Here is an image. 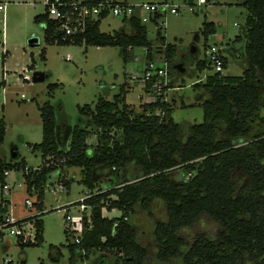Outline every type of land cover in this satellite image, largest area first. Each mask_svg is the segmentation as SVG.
<instances>
[{
  "label": "trees",
  "instance_id": "trees-1",
  "mask_svg": "<svg viewBox=\"0 0 264 264\" xmlns=\"http://www.w3.org/2000/svg\"><path fill=\"white\" fill-rule=\"evenodd\" d=\"M243 7L248 12L246 31L236 41L247 42L244 74L214 73L196 85L206 92L200 104L203 123L183 128L175 122L172 104L164 96L137 113L126 103L128 84L112 101L101 97L95 106H79L78 124L73 128L68 116L58 118L55 106L48 102L40 107L43 142L32 147L42 154V165L26 173L27 163L11 166L0 159V184H6V172L23 170L27 191L38 194L37 206L44 212L45 189L52 179L57 174L64 176L67 169L80 168L81 182L92 194L84 204L91 210L90 216L85 214L81 243L68 247L82 257L94 252L102 264L108 262L103 258L108 256L113 264H146L151 259L152 253L139 241L131 219L138 208L150 211L156 200L165 204L168 215L155 228L159 262L264 264V0H243ZM102 21L91 22L87 33L74 43L120 47L125 61L139 47L148 50V61L155 58L157 45L165 46L167 61L178 52L177 45L166 43L162 30H158L159 44H154L147 25L138 18L129 21L131 33H103ZM35 22L43 25L49 43L72 44L59 33L47 8ZM216 32L214 23H205L206 38ZM224 62L226 68L225 57ZM198 68L213 69L208 61H201ZM56 87L58 84L51 85V91ZM6 128L5 120L0 119V146ZM92 136L96 145L89 143ZM99 175L111 177L110 190L99 187ZM63 182L71 187L69 180ZM105 208L119 210L122 216L105 217ZM8 211L1 203L0 219ZM41 214L24 220L35 221L37 242L18 239L20 245L43 243ZM203 217L218 224L216 236L201 232L188 240L182 235ZM50 249L51 259L60 262L61 250Z\"/></svg>",
  "mask_w": 264,
  "mask_h": 264
},
{
  "label": "rangeland",
  "instance_id": "rangeland-1",
  "mask_svg": "<svg viewBox=\"0 0 264 264\" xmlns=\"http://www.w3.org/2000/svg\"><path fill=\"white\" fill-rule=\"evenodd\" d=\"M130 4L158 3L164 0H117ZM181 6L179 14H169L163 36L167 43L177 45L178 52L169 59L171 85L167 90V101L172 104V116L178 124L187 127L204 121L202 104L206 97L198 83L204 82L214 69L200 71L198 65L208 60V51L216 47L227 60L223 74L242 76L245 71L246 41H236L244 36L248 12L243 0H172ZM6 10H0V119L7 125L6 136L0 146V159L6 164L27 163L28 168L38 169L43 163L42 154L33 152L32 147L43 142V119L40 107L50 102L57 110V117L68 116L75 127L79 120V106L95 104L101 97L112 101L121 92L124 84L130 86L126 103L137 112H143L144 105L155 101L156 94L139 80L148 63L147 50L144 47L130 51L125 61L120 47H97L83 44L49 43L42 24L35 17L46 12L45 0H0ZM205 23H214L216 34L208 38L204 35ZM123 20L108 17L103 20L101 30L107 34L120 32ZM150 40H156L158 29L148 24ZM157 33V34H156ZM6 34V35H4ZM196 48V52L193 49ZM160 51V50H159ZM71 55L69 60L66 59ZM156 64L163 66L160 54H155ZM181 66V67H180ZM182 69L184 71H182ZM30 77L29 81L24 76ZM58 84L52 92L51 85ZM2 86V84L0 85ZM96 138L89 139L96 145ZM14 152L19 157L14 158ZM23 170H13L6 182L11 186L10 194L5 198L3 183L0 184V204L7 200L9 214L16 220H24L40 215L44 223V241L40 246H22L16 237L6 234L0 242V264H100L94 252L82 257L72 253L69 245L75 235L66 233V211L81 201L91 191L81 182L80 168H70L64 176L57 174L47 186L44 195V212L38 209V194L27 191ZM62 177V178H61ZM99 187L110 190L112 183L108 175H99ZM71 182L66 191H53L61 181ZM30 200L34 206H27ZM40 212V213H39ZM75 214L76 210L72 209ZM110 219L120 218L119 210H103ZM168 219L165 204L156 200L150 211L140 208L131 222L138 230V239L152 253L146 264H180V260L169 263L159 262L155 256L157 242L155 228L158 222ZM219 226L213 220L203 217L193 229H185L182 235L192 240L198 233L205 232L216 236ZM51 246L59 248L63 254L60 262L51 259ZM105 264H113L111 257Z\"/></svg>",
  "mask_w": 264,
  "mask_h": 264
},
{
  "label": "built area",
  "instance_id": "built-area-1",
  "mask_svg": "<svg viewBox=\"0 0 264 264\" xmlns=\"http://www.w3.org/2000/svg\"><path fill=\"white\" fill-rule=\"evenodd\" d=\"M192 2L193 0H189L190 4ZM200 3H207V0H200ZM45 6L49 18L58 23L59 33L63 36L64 40L69 38L72 44H75L74 42L78 37H82L87 33L91 22L94 23L108 17H115L127 22L133 18H138L144 25L153 24L158 30L163 31L167 25V16L169 14H179L181 9V6L175 4L172 0L142 4H130L126 1L119 2L117 0H59L57 2L45 0ZM6 7V5H0V10H6ZM163 48L165 46L157 45L153 52L154 55H162L160 59L164 62L163 66L156 64L155 59L149 60L139 80L143 85L149 87V89L151 88L152 92L156 94L155 98L164 96L165 101H167V90L172 81L169 62L163 56ZM207 55V61L215 73H223L225 62L221 51L213 47L208 51ZM70 58L71 55L68 54L66 59L69 60ZM24 80L29 81L30 77L26 75L24 76ZM3 86H0V89ZM29 170L30 168H27L26 173ZM9 175L10 172L5 173L6 177ZM52 185L53 183L50 186ZM57 185V188L53 187V191H58V189L66 191L68 189L63 181ZM3 191L5 198H7L11 191V186L7 182L3 187ZM91 196V193H87L81 199L82 205H73L66 211V228L70 234L75 235L74 242L77 244L81 243L82 236L85 232V214L90 216L91 210L84 204V201ZM8 202L7 200H3V207H8L9 209ZM26 204L30 208L34 206L29 199L26 201ZM73 208L76 210L75 214L72 212ZM24 220H16L11 214H5L3 219H0V237L2 236L3 239L6 234H9L12 237L20 239L23 243H36L37 229L35 221Z\"/></svg>",
  "mask_w": 264,
  "mask_h": 264
},
{
  "label": "crops",
  "instance_id": "crops-1",
  "mask_svg": "<svg viewBox=\"0 0 264 264\" xmlns=\"http://www.w3.org/2000/svg\"><path fill=\"white\" fill-rule=\"evenodd\" d=\"M162 2V1H161ZM159 3V2H158ZM1 11H4V10H1ZM40 15V14H39ZM38 16V15H37ZM103 22V21H102ZM124 22V25H123V27H122V30L120 31V32H125V33H131V27H130V24H129V22H127V21H123ZM102 24V23H101ZM153 25V24H152ZM100 30H101V26H100ZM101 32H102V30H101ZM104 33V32H103ZM157 34V33H156ZM4 35H6V34H4ZM165 40H166V37H165ZM153 41V43L154 44H159L158 42H159V36H158V34H157V39L156 40H152ZM166 43H167V40H166ZM168 44V43H167ZM197 50V49H196ZM160 56H162V55H160ZM163 56H164V54H163ZM4 83V86L6 85V81H4L3 82ZM129 88H130V86H128V93H129ZM126 99H127V96H126ZM131 106V105H130ZM72 169V168H71ZM98 256V255H97ZM96 256V257H97ZM97 259H100V258H97ZM100 264H102L101 262H100Z\"/></svg>",
  "mask_w": 264,
  "mask_h": 264
},
{
  "label": "water",
  "instance_id": "water-1",
  "mask_svg": "<svg viewBox=\"0 0 264 264\" xmlns=\"http://www.w3.org/2000/svg\"><path fill=\"white\" fill-rule=\"evenodd\" d=\"M193 51L196 52V48H194ZM182 71H184V70L182 69ZM18 157H19V154H17V152H14V158H18Z\"/></svg>",
  "mask_w": 264,
  "mask_h": 264
}]
</instances>
